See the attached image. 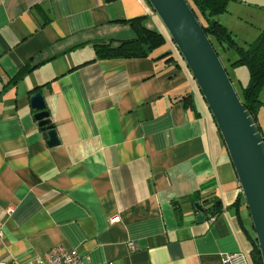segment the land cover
Wrapping results in <instances>:
<instances>
[{"label":"crops","instance_id":"1","mask_svg":"<svg viewBox=\"0 0 264 264\" xmlns=\"http://www.w3.org/2000/svg\"><path fill=\"white\" fill-rule=\"evenodd\" d=\"M141 15L155 19L146 0H0V260L35 263L56 245L82 264H223L251 251L234 166L184 62L94 58L91 41L122 39L117 20ZM37 86L52 146L30 103Z\"/></svg>","mask_w":264,"mask_h":264},{"label":"water","instance_id":"2","mask_svg":"<svg viewBox=\"0 0 264 264\" xmlns=\"http://www.w3.org/2000/svg\"><path fill=\"white\" fill-rule=\"evenodd\" d=\"M146 1L166 27L216 124L234 166L264 264V137L187 1ZM30 103L48 145L57 144L41 91L30 95ZM193 205L197 221L205 220V208L199 202Z\"/></svg>","mask_w":264,"mask_h":264},{"label":"trees","instance_id":"3","mask_svg":"<svg viewBox=\"0 0 264 264\" xmlns=\"http://www.w3.org/2000/svg\"><path fill=\"white\" fill-rule=\"evenodd\" d=\"M186 1L201 24L205 34L211 41L218 56L220 49L223 51L233 50L236 53V57L235 59L228 58L227 61L229 65L232 67L244 65L247 68L248 81L246 85L242 87L241 93L237 94L242 104L254 117L256 122L257 109L262 103L259 98V92L264 85V27L252 41L246 43V45H241L228 28L218 19V15L226 11L228 0ZM150 19L151 18L147 15H141L130 19L117 20L126 24L133 31L134 35L120 40L111 38L107 40L91 41L95 54L94 58H144L154 56L153 52L165 43L166 37L161 31H158L148 24ZM172 43L174 44L173 41ZM82 44L84 43L77 46ZM158 57L164 58L165 62L176 61L170 51L160 53ZM224 67L228 73L227 67L225 65ZM28 70H31L30 64L21 68L17 75L21 76ZM40 87L41 86H37L31 91H37ZM179 101L183 102L185 106L194 109V99L190 93L183 94ZM198 198L199 192L187 196V200L192 204L197 202ZM240 204H245L242 195H239L234 202L237 208H239ZM254 236L251 238L252 249L248 255L249 262L250 264H262L260 251Z\"/></svg>","mask_w":264,"mask_h":264},{"label":"rangeland","instance_id":"4","mask_svg":"<svg viewBox=\"0 0 264 264\" xmlns=\"http://www.w3.org/2000/svg\"><path fill=\"white\" fill-rule=\"evenodd\" d=\"M154 17L155 19L151 18L148 24L158 31H161L165 35L166 40L163 45L155 49L153 54L157 55L169 50L176 57L183 61V58L177 47L172 43L171 37L166 27L159 19L157 14ZM218 19L235 36L239 44L246 45V43L252 41L264 27V0H228L226 11L219 14ZM159 21L162 25H160ZM117 35L121 34H115L116 37H118ZM133 35V31L127 27V34L123 38L126 39ZM219 52V58L221 62L227 67L234 89L236 93L240 94L242 87L245 86L248 81L247 68L244 65L237 67H232L229 65L227 61L228 58L235 59L236 57V53L233 50L223 51L220 49ZM195 97L196 104L199 106L203 104L207 112H209L202 94L197 91V95ZM259 98L261 99L262 103L257 109L256 123L259 125L260 131L264 137V85L259 92Z\"/></svg>","mask_w":264,"mask_h":264},{"label":"built area","instance_id":"5","mask_svg":"<svg viewBox=\"0 0 264 264\" xmlns=\"http://www.w3.org/2000/svg\"><path fill=\"white\" fill-rule=\"evenodd\" d=\"M213 219V217L211 218ZM1 233V231H0ZM249 253L242 250L222 254L223 264H250ZM0 264H25L20 261L0 260ZM30 264H82L78 250L65 249L61 245L50 248L47 252L35 256V263Z\"/></svg>","mask_w":264,"mask_h":264}]
</instances>
